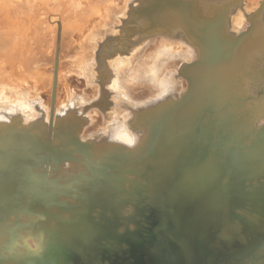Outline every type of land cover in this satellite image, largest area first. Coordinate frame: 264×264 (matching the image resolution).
Listing matches in <instances>:
<instances>
[{
	"label": "rangeland",
	"instance_id": "374dc122",
	"mask_svg": "<svg viewBox=\"0 0 264 264\" xmlns=\"http://www.w3.org/2000/svg\"><path fill=\"white\" fill-rule=\"evenodd\" d=\"M32 1L0 0L3 263L158 264L176 238L162 236L151 195L171 155L163 141L179 134L176 177L206 160L223 194L216 238L189 243L184 264H264V0ZM232 225L242 233L220 234ZM76 232L102 235L96 257Z\"/></svg>",
	"mask_w": 264,
	"mask_h": 264
},
{
	"label": "bare ground",
	"instance_id": "6f19581e",
	"mask_svg": "<svg viewBox=\"0 0 264 264\" xmlns=\"http://www.w3.org/2000/svg\"><path fill=\"white\" fill-rule=\"evenodd\" d=\"M32 1V0H31ZM36 1V0H35ZM51 1V0H50ZM94 1V0H93ZM124 1H126V0H123V2ZM202 1V0H201ZM243 1V0H242ZM248 1V0H247ZM246 1V2H247ZM250 1V0H249ZM16 2V1H15ZM19 2V1H18ZM27 2V1H26ZM33 2V1H32ZM32 2H30V3H32ZM47 2V1H46ZM89 2V1H88ZM97 2V1H96ZM128 2V1H127ZM142 2V1H141ZM144 2V1H143ZM146 2V1H145ZM186 1H184V3H185ZM190 2V1H189ZM252 2V1H251ZM28 3V2H27ZM36 3V2H35ZM38 3V2H37ZM41 3V2H40ZM44 3V2H43ZM49 5H50V3L49 2H47ZM64 3V2H63ZM83 3V2H82ZM85 4L87 3L86 1L84 2ZM91 3H93V2H91ZM140 3V2H139ZM167 3V2H166ZM181 3H183L182 1H181ZM211 3V2H210ZM254 3V2H253ZM46 4V3H45ZM45 4L43 5V6H45ZM48 4H46V5H48ZM72 4V3H71ZM124 4H125V2H124ZM144 4V3H143ZM174 4V3H173ZM178 4V3H177ZM191 4H192V2H191ZM212 4V3H211ZM242 4V3H241ZM257 4V3H256ZM27 5V7L29 8V9H31L33 6H30L31 4H26ZM29 5V6H28ZM142 5V4H141ZM122 6H124L125 7V5H122ZM132 6V5H131ZM177 6H179V5H177ZM214 6V5H213ZM20 7V6H19ZM36 7V6H35ZM53 7V6H52ZM52 7H50L51 9H52ZM56 7V6H55ZM262 7V6H261ZM39 8V7H38ZM49 8V11H51V9ZM71 8V7H70ZM181 8V7H180ZM236 8V7H235ZM20 9H26V6L24 5L23 7H21ZM28 9V10H29ZM48 9V8H47ZM182 9V8H181ZM262 9V8H261ZM27 10V11H28ZM31 10H33V9H31ZM30 10V11H31ZM74 10V9H73ZM35 11V10H34ZM47 10H45V13L44 14H46L47 12H46ZM48 11V12H49ZM85 11V10H84ZM230 11V10H229ZM259 11V10H258ZM52 12V11H51ZM231 12V11H230ZM229 12V13H230ZM30 13V12H29ZM84 14H86V13H84ZM62 16V15H61ZM64 16V15H63ZM229 16V15H228ZM78 17V16H77ZM48 18V17H47ZM79 18V17H78ZM91 18V17H90ZM46 19V18H45ZM67 19V18H66ZM81 19V18H80ZM83 19V18H82ZM49 20V19H48ZM68 20V19H67ZM70 20V19H69ZM78 20V19H77ZM231 20V19H230ZM42 21V20H41ZM44 21V20H43ZM72 21V20H71ZM79 21V20H78ZM135 21V20H134ZM145 21H147V20H145ZM157 21V20H156ZM236 21V20H235ZM234 21V22H235ZM51 22V21H50ZM160 22V21H159ZM103 23V22H102ZM128 23V22H127ZM126 23V24H127ZM166 23V22H165ZM232 23V22H231ZM240 23V22H239ZM150 24V23H149ZM230 24V23H229ZM235 24V23H234ZM57 25V24H56ZM130 25V24H129ZM136 26V25H135ZM160 26V25H159ZM217 26V25H216ZM30 27V26H29ZM119 27H120V25H119ZM130 27H131V25H130ZM32 29V28H31ZM212 29V28H211ZM130 30V29H129ZM147 30V29H146ZM47 32V31H46ZM99 32V31H98ZM112 32V31H111ZM90 33V32H89ZM68 34V33H67ZM87 34V33H86ZM262 34H264V28L263 29H261L260 30V33H259V35H262ZM44 36V35H43ZM264 36V35H263ZM66 37V36H65ZM90 37V36H89ZM192 37H194V36H192ZM203 37V36H202ZM201 37V38H202ZM90 39V38H89ZM222 39V38H221ZM10 40V39H9ZM1 41V40H0ZM8 41V40H7ZM210 41H211V39H210ZM204 42H206V41H204ZM209 42V41H208ZM44 43H45V41H44ZM47 43V42H46ZM220 43V42H219ZM231 43H232V41H231ZM62 44V43H61ZM226 44V43H225ZM195 45V44H194ZM214 45V44H213ZM112 46V45H111ZM164 46V45H163ZM209 46V45H208ZM162 47V46H161ZM168 47H169V45H168ZM207 47V46H206ZM116 48V47H115ZM217 48V47H216ZM168 49V51H170V49L169 48H167ZM165 50V52L167 51L166 49H164ZM164 50H163V53H164ZM224 50V49H223ZM25 51V50H24ZM162 51V50H161ZM103 53V52H102ZM104 53H106V52H104ZM162 53V52H161ZM161 53H160V55H161ZM168 53H170V52H168ZM166 55H165V57H164V55H162V56H160V59L161 58H165V59H167L166 58V56H167V52L165 53ZM220 57V56H219ZM31 58V57H30ZM170 58V57H169ZM157 60V59H156ZM162 65V64H161ZM248 65V64H247ZM159 67V66H158ZM162 67H163V65H162ZM161 67V68H162ZM162 70V69H161ZM199 72V71H198ZM128 74V73H127ZM197 74V73H196ZM202 74V73H201ZM202 76V75H201ZM203 77H204V75H203ZM210 77H212V76H210ZM208 78V77H207ZM204 79H205V77H204ZM157 80V79H156ZM197 80V79H196ZM195 80V81H196ZM199 80V79H198ZM206 80V79H205ZM123 83H125V82H123ZM198 85V84H197ZM196 85V86H197ZM260 93V92H259ZM159 98V97H158ZM157 98V99H158ZM157 104V103H156ZM3 114V113H2ZM3 116V115H2ZM13 118V117H12ZM3 119V118H2ZM1 118H0V120H2ZM18 119V118H17ZM181 119H183V118H181ZM5 120V119H4ZM3 121V120H2ZM9 121V120H8ZM14 122H15V120H14ZM180 122V121H179ZM185 122V121H184ZM180 124V123H179ZM181 124H182V122H181ZM145 127V126H144ZM179 128V127H178ZM11 129V128H10ZM147 129L148 128H145V130L146 131H144V132H147ZM2 131V130H1ZM9 131V130H8ZM114 133V132H113ZM172 133V132H171ZM5 134V133H4ZM3 134V135H4ZM6 135V134H5ZM142 136H143V134H142ZM145 137H146V135H144ZM143 136V137H144ZM2 137V136H1ZM143 137H141L142 139H140L141 141L143 140ZM144 137V138H145ZM181 137H183V135L182 136H179V134L178 135H174V136H169V137H166V141H163V142H165V147L162 149V152H164V149L165 150H169V152H170V156L168 157V160L166 159V161L164 162L163 161V163L164 164H162L163 166H162V172H161V177L162 178H160V184L157 186V188L154 190V192L152 193V195H151V197L156 201V202H159V204H160V209H161V211H162V213H163V215L161 214V216H162V218H163V220H162V223H161V227H159V228H162L161 230L159 229V231H161V233H162V236L163 237H167V238H165V239H168V237L169 236H173L174 238H176V241H175V244L174 243H172L170 240V243L167 241V243H163V241L161 242V244L163 245L162 247H164V249L165 248H167L166 250H168V252L166 251V254L164 255V253H162L161 252V248H158L159 250H160V252H159V250L158 249H156L158 252H157V255H160L159 256V259H157V263L158 264H184V262H185V259H186V257H187V254L192 250V248H191V250H190V246H188V244L190 243H192V242H199V244L201 243V245L202 246H204L203 244L205 243V241H210V240H212L214 237L216 238V235L215 234H212V235H210V233L211 232H209L208 231V226L209 227H211V225H212V223H211V219L214 217L213 215V212H214V208H216V204L218 203V202H220L221 201V198H222V195H219L220 193V190L221 189H219V186L217 185L216 186V183H218V179H219V173H220V171H222V170H220V168L218 167H215L214 165V167H210V165H211V163L209 164V162L207 163V161L206 160H204L205 162H206V165H204L203 163V165L201 164V169H202V172L201 173H199L198 175H196L195 177H194V179H189V180H186L185 178L184 179H178L177 177H176V175H175V167L173 166V164H172V161H173V158L176 156V153H175V148H176V146H179V142L181 141ZM262 137V136H261ZM113 138V137H112ZM117 138V137H116ZM132 138H134V137H132ZM137 137H136V135H135V139H136ZM6 139V138H5ZM126 139V138H125ZM138 139V138H137ZM106 140V139H105ZM110 140V139H109ZM108 140V141H109ZM133 140V139H132ZM160 140V139H159ZM165 140V139H164ZM7 141V140H6ZM3 142H4V140H3ZM145 141H143V143H144ZM6 143H8V141L6 142ZM103 143V142H102ZM134 143H136L135 141H134ZM124 144V143H123ZM127 144V143H126ZM145 144V143H144ZM98 145V144H97ZM133 145V144H132ZM164 145V144H163ZM7 146V145H6ZM100 146V145H99ZM101 146H104L105 148H107L106 147V145H102L101 144ZM125 146H127V145H125ZM130 146V145H129ZM128 146V147H129ZM134 147V146H133ZM1 148V147H0ZM103 148V147H102ZM124 148V147H123ZM129 148H131V147H129ZM134 149H135V147H134ZM133 148H131V149H129V151L130 152H134V151H132V150H134ZM106 149H104V151H105ZM137 151H138V149H136ZM125 151H128V149H126L125 148V150H124V153H125ZM166 152V151H165ZM168 152V153H169ZM9 153V152H8ZM167 153V152H166ZM166 153H164V154H166ZM126 154V153H125ZM163 154V155H164ZM166 156V155H165ZM216 156V155H215ZM217 158H218V156H216ZM162 158H165L164 156L162 157ZM165 160V159H164ZM172 160V161H171ZM222 160V159H221ZM219 162V161H218ZM162 163V162H161ZM1 164V163H0ZM3 164V163H2ZM149 164V163H148ZM209 164V165H208ZM213 164V163H212ZM146 165V164H145ZM176 165V164H175ZM230 165V164H229ZM27 166V165H26ZM40 166V165H39ZM180 166V165H179ZM226 166H228V165H226ZM232 166V165H231ZM230 167V166H229ZM224 168V167H223ZM231 168V167H230ZM128 169V168H127ZM227 169H229V168H227ZM132 170V169H131ZM147 170V169H146ZM223 170H225V168L223 169ZM227 172V171H226ZM104 176V175H103ZM174 176H175V181H174ZM258 176V175H257ZM98 177V176H97ZM191 177H193V176H190V178ZM232 177V176H231ZM104 178V177H103ZM218 178V179H217ZM253 178V177H252ZM183 181H185L186 183H184ZM193 181V182H192ZM80 182V181H79ZM89 182V181H88ZM130 183V182H129ZM175 183H176V185H175ZM244 185V184H243ZM132 186V185H131ZM224 185H222V187H223ZM207 190H209V192H208V194H207V192H205L206 194H204V191H207ZM11 191L12 190H10V187H6V188H4L3 189V191H1L0 190V193H2V195H1V198H0V222H3V220H4V218H5V209H4V204L5 203H7L10 199H12V196L13 195H11ZM40 191V190H39ZM38 191V192H39ZM256 192V191H255ZM101 193V192H100ZM99 193V194H100ZM103 193H105V192H103ZM222 193V192H221ZM239 193V192H238ZM40 194V193H39ZM97 194V193H96ZM239 194H241V193H239ZM10 195V196H9ZM134 195H136V194H134ZM210 195V196H209ZM2 196H5V197H3L2 198ZM39 195H37V197H38ZM45 196V195H44ZM132 196V195H131ZM137 196V195H136ZM226 196V195H225ZM227 196H229V195H227ZM36 197V198H37ZM41 197V196H40ZM54 197V196H53ZM224 197V196H223ZM47 198V197H46ZM48 198H50V197H48ZM39 199H41V198H39ZM121 199V198H120ZM122 199H124V198H122ZM223 199H225V198H223ZM47 200V199H46ZM226 200H233L232 198H227ZM50 201V200H49ZM52 201V200H51ZM86 202V201H85ZM261 203V202H260ZM51 205V204H50ZM101 205V204H100ZM94 206V205H93ZM103 206V205H102ZM90 208V207H89ZM106 209V208H105ZM112 210V209H111ZM104 215H105V213H104ZM18 216V215H17ZM130 216V215H129ZM99 218V217H98ZM161 218V219H162ZM261 219V218H260ZM23 220V219H22ZM81 220V219H80ZM97 220V219H96ZM215 220V219H214ZM87 222V221H86ZM82 223L84 224L85 223V221L83 222V220H82ZM72 224H75V223H72ZM86 224V223H85ZM89 224H90V222H89ZM89 224H87L88 226H89ZM215 224H217V222H215ZM214 224V225H215ZM8 225H10V223L8 224ZM71 225V224H70ZM77 225H80L79 224V222L77 223ZM82 225V224H81ZM76 225H74L73 227H75ZM85 226V225H84ZM12 227V226H11ZM77 227V226H76ZM90 227H92L91 226V224H90ZM90 227H86L85 228V230L86 229H90ZM207 227V228H206ZM63 228H64V226H63ZM77 228H80V227H77ZM93 228H94V225H93ZM93 228H92V231H93ZM233 228V229H232ZM237 228V229H236ZM239 228H240V226L238 225V227L237 226H235V225H232V226H228V227H226V228H224L222 231H221V235H224V236H227L228 238L230 237V236H232L234 233L236 234L237 232L235 231V230H237V231H239ZM9 230H10V228H8ZM20 229V228H19ZM24 229V228H23ZM70 228H69V226H68V230H69ZM75 229V228H74ZM81 229V228H80ZM79 229V230H80ZM235 229V230H234ZM64 230V229H63ZM68 230H67V232H68ZM73 230V229H72ZM78 230V232H80ZM81 230H83L84 232H85V230L84 229H81ZM210 230H212V228L210 229ZM241 230V229H240ZM27 231V230H26ZM25 231V232H26ZM74 231H77V230H74ZM97 231V230H96ZM200 231H207V233H204L203 232V237L201 238V239H199L198 238V234L197 233H199ZM242 231V230H241ZM241 231H239L237 234H239ZM14 232V231H13ZM72 233H73V231H71ZM70 232V233H71ZM78 232H76V235H77V233ZM88 232V231H87ZM83 233L84 234V236L83 237H79L80 235H79V233H78V237H79V239L81 238L82 240H86V242H87V245L86 246H88V247H84V248H86V249H88V248H90V250L88 251V257H91V258H94V257H96V254H98V252H96V251H98V249H95V245L96 244H98V242L100 241V238L102 237V235L100 234V233H97V232H89V233ZM21 233V232H20ZM75 233V232H74ZM82 233H80V234H82ZM242 233V232H241ZM27 234V233H26ZM32 234V233H31ZM59 234V233H58ZM160 234V233H159ZM20 235V234H19ZM70 236H72V235H75V234H69ZM215 235V236H214ZM240 235V234H239ZM239 235H237V237L239 236ZM58 236V235H57ZM77 236H76V238H77ZM151 236V235H150ZM157 236V235H156ZM233 236H235V235H233ZM22 237V236H21ZM104 237V236H103ZM162 237V238H163ZM146 238H147V236H146ZM149 238V237H148ZM158 238V237H157ZM156 238V239H157ZM231 238V237H230ZM239 238V237H238ZM27 239V238H26ZM57 239V238H56ZM70 239V238H69ZM72 239H74L75 240V238L73 237ZM150 239V238H149ZM232 239V238H231ZM230 239V240H231ZM20 241L22 240V238H20L19 239ZM28 240V239H27ZM26 240V241H27ZM74 240H72L71 242H73L74 243ZM77 240H78V238H77ZM76 240V241H77ZM159 240V239H158ZM233 240H235V239H233ZM81 240H78V242H80ZM103 241V240H102ZM111 241V240H110ZM130 241H132V240H130ZM137 241L139 242V240H138V238H137ZM141 241V240H140ZM232 241V240H231ZM50 242V241H49ZM59 242V241H58ZM58 242H56V243H58ZM84 242V241H83ZM133 242H135V240H133ZM149 242V241H148ZM158 242H160V241H158ZM164 242H166V240L164 241ZM233 242V241H232ZM21 243V242H20ZM50 243H52V242H50ZM81 243V242H80ZM85 243V242H84ZM83 243V244H84ZM106 243V242H105ZM157 242H155V244H156ZM219 244V242H218V239L216 240V242H215V244ZM0 244H2L3 245V243H2V241H0ZM53 244H55V241H54V243ZM86 244V243H85ZM146 244L148 245V243L146 242ZM150 244V243H149ZM165 244V245H164ZM75 245V244H74ZM99 245V244H98ZM153 245V244H152ZM151 245V246H152ZM157 245H160V243L159 244H156V246ZM193 245H194V243H193ZM155 246V247H156ZM166 246V247H165ZM11 247V246H10ZM43 247V246H42ZM100 247V246H99ZM192 247V246H191ZM194 247V246H193ZM205 247V249H206V246H204ZM47 248V247H46ZM45 248V249H46ZM130 248V247H129ZM144 248H146V245H145V247ZM154 248V247H153ZM195 248V247H194ZM20 249V248H19ZM23 249V248H22ZM51 249V248H50ZM133 249V248H132ZM162 250L163 252H165V250ZM195 249H197V248H195ZM47 251L49 250V249H46ZM127 250V249H126ZM138 250V249H137ZM136 250V251H137ZM146 250V249H145ZM6 251H7V249H6ZM19 251H22V250H19ZM133 251H135V248H134V250ZM139 251V250H138ZM137 251V252H138ZM143 251V250H142ZM141 251V252H142ZM200 251V250H199ZM23 252V251H22ZM21 252V253H22ZM2 253V252H1ZM12 253H14L13 252V250H12ZM11 252H10V254H12ZM51 253V252H50ZM126 252H124V254H125ZM128 253V252H127ZM129 253H130V250H129ZM135 253V252H134ZM167 253H168V255H167ZM5 254V253H4ZM19 254V253H18ZM123 254V255H124ZM13 255V254H12ZM122 255V256H123ZM131 255V254H130ZM14 256H15V259H16V255L14 254ZM46 256V255H45ZM138 256H139V253H138ZM143 256H146V255H143ZM124 257H126V256H124ZM148 256H146L145 257V259L147 258ZM3 258H4V255H2L1 254V256H0V262H1V264H4L3 263ZM129 258V257H128ZM140 258H141V256H140ZM135 259V258H134ZM142 259V258H141ZM212 259V258H211ZM110 260V259H109ZM125 260H126V258H125ZM61 261V260H60ZM67 261V260H66ZM116 263H114V264H122V262L121 261H123V258H121V256L119 257L118 256V258L116 257ZM147 262L149 261V259L148 260H146ZM208 261H211L212 262V260H208ZM6 262V261H5ZM11 262V261H10ZM9 262V263H10ZM142 262H143V259L141 260V264H142ZM144 263H146V262H144ZM251 262H249V261H241V262H237V263H235V264H250ZM19 264H21V263H19ZM63 264V263H62ZM110 264H112V262H110Z\"/></svg>",
	"mask_w": 264,
	"mask_h": 264
}]
</instances>
